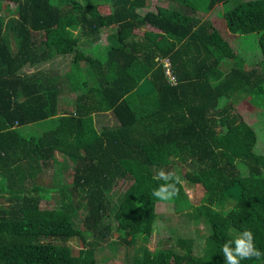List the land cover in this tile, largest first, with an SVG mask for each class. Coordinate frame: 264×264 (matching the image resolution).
<instances>
[{"label": "trees", "instance_id": "obj_1", "mask_svg": "<svg viewBox=\"0 0 264 264\" xmlns=\"http://www.w3.org/2000/svg\"><path fill=\"white\" fill-rule=\"evenodd\" d=\"M186 2L0 0V264H96L101 239L110 264H225L223 245L245 230L264 252L263 140L229 98L246 85L263 103L264 0L206 2L221 4L229 32H256L257 52L244 56ZM141 26L158 30L144 37L135 32ZM102 31L104 48L96 49ZM248 59L253 65L243 67ZM146 75L156 100L140 101L133 91ZM96 111H111L115 122L96 127ZM31 124L34 133L21 129ZM181 157L197 169L203 192L189 201L180 180L169 202L207 223L198 251L159 218L162 201L152 195L164 183L153 176ZM51 191L57 204L41 206ZM154 229L159 243L160 233L169 239L149 248ZM240 264H264V257Z\"/></svg>", "mask_w": 264, "mask_h": 264}, {"label": "rangeland", "instance_id": "obj_2", "mask_svg": "<svg viewBox=\"0 0 264 264\" xmlns=\"http://www.w3.org/2000/svg\"><path fill=\"white\" fill-rule=\"evenodd\" d=\"M183 1L186 0H146V4L148 7L153 8L155 5H167V6H174V5H180ZM207 0H187L188 6L196 7L197 13H199L200 17L203 19H207L210 22V25L212 27H215L217 31L226 38L227 42L232 46V48L239 52L242 56L245 55L246 49L250 51V53L257 52V45L253 44V41H251V38L253 39L254 34L253 32L248 33H232L229 32L225 25L223 24V19L221 17V10L222 6L219 2L215 3L211 8L206 7ZM194 5V6H193ZM98 10L102 13H105L107 11V1H102L98 4ZM12 11V10H10ZM151 27L148 26H141L137 29H135L136 34H139L141 36L147 35V30ZM153 32H155L157 29L152 27L151 29ZM147 31V32H146ZM154 34V33H153ZM100 39L98 40V48L96 49H102L104 46H101L104 44V35L105 31H102L100 34ZM152 38H157L155 35ZM255 39V38H254ZM250 55V54H249ZM165 58H161L159 61H165ZM64 64H66V61H63ZM83 64V63H81ZM243 67H249L250 65H253V62L251 59H248L247 61H242L240 63ZM162 66L163 63H162ZM165 71L168 72L167 75L170 74V70L168 65L164 66ZM258 71H263V66H257ZM152 83L150 81V78L148 75L143 77L137 86L133 89L135 92L136 98L140 101L145 100H156L155 98V91L153 89V86H151ZM68 93L65 94V96H71L70 94L73 93L72 91L67 90ZM262 96L254 95L250 92L249 88L244 85L239 90L235 92V94H231L229 96L230 100L232 101L233 108L235 111L238 112V114L241 115V117L247 122L251 123L253 127L255 128V131L257 132V136L262 138V142L259 143V146L261 149H264V100L263 103L260 100ZM66 100H68V97H65ZM65 103V102H64ZM67 107H70L68 103L66 104ZM94 116V123L96 127H99L102 123H108L112 124L115 122L114 116L111 111H96L93 113ZM32 128L33 132L37 130L36 124L26 125L21 127L22 130L26 131L28 129ZM222 128V127H218ZM31 133V134H32ZM55 155L58 158H61L60 154L58 152L55 153ZM238 162V161H237ZM67 164L63 165V172L62 175L64 179L70 180L72 168L69 164V161H66ZM170 169L175 172L177 176H179V173L181 174L180 180L185 182L184 183V192L186 194V197L191 202H197L199 196L203 192L202 185L199 182H195L197 169L191 164L188 163V160L186 158L183 159V157L175 159L174 161H171ZM183 172V173H182ZM242 173L245 171L241 170ZM42 175V176H41ZM191 176V183L188 182L187 176ZM38 182L42 183L43 181V174H40L38 179ZM119 182V181H118ZM51 183H53L51 181ZM121 183V182H120ZM118 184V183H117ZM115 184L114 188H119V185ZM51 186L52 184H48ZM123 186V187H122ZM119 189L121 191L124 188V185H122ZM56 191H51L52 198L45 202L44 200H40V205L46 204L48 206H55L57 204V194ZM230 205V202L228 201L226 206ZM155 211L159 213L160 219H162L164 222H171L174 227H176L175 231L179 232L180 237L184 238L188 237L192 238V249L190 246V250L198 251L200 250V246L203 242V237L208 231L207 223L203 221L201 217H197V219H189L183 212L176 211L172 203L170 202H156L155 204ZM107 219V218H106ZM112 220V218H111ZM159 220V219H158ZM113 221V220H112ZM111 225H113V222H111ZM154 231V232H152ZM151 231L149 241L147 242V246L149 248H152L156 244H158V239H156V234L159 232L157 229H154ZM86 235V234H85ZM110 235L114 236V233L110 231ZM87 238H90V235H86ZM161 239V243L159 244H165L168 242L169 237H166L162 233L157 235V238ZM176 237H172V244L176 241ZM71 246L74 248H77L80 245V240L78 237H72L67 240ZM185 242L182 241V243ZM96 250H95V256H96V264H110V259L103 258V254L101 252H105L107 250L108 243L107 239H101L96 241ZM137 243V242H136ZM181 243V244H182ZM254 244L257 249L260 248V241L257 239H254ZM174 245V244H173ZM177 245V242H176ZM140 246V244H139ZM178 246V245H177ZM129 252H136L137 248L136 244H130L128 246ZM131 249V250H130ZM115 264V263H111ZM116 264H131L129 260H125V262H116Z\"/></svg>", "mask_w": 264, "mask_h": 264}, {"label": "clouds", "instance_id": "obj_3", "mask_svg": "<svg viewBox=\"0 0 264 264\" xmlns=\"http://www.w3.org/2000/svg\"><path fill=\"white\" fill-rule=\"evenodd\" d=\"M161 58L167 59L166 57ZM153 180L164 181V183L159 184L156 188H154L152 192V195L158 200L162 202H169L179 194V188L177 185L180 183V178L175 174L174 171H166L165 169L161 168L153 176ZM233 243L235 244V247L230 248L229 245ZM223 256L225 259V264H240V260L242 259L255 258L260 260L262 257H264V252H261L256 248L254 244L253 233L250 230H245L236 235L234 241L229 240L225 242L223 245Z\"/></svg>", "mask_w": 264, "mask_h": 264}, {"label": "built area", "instance_id": "obj_4", "mask_svg": "<svg viewBox=\"0 0 264 264\" xmlns=\"http://www.w3.org/2000/svg\"><path fill=\"white\" fill-rule=\"evenodd\" d=\"M162 63H163L164 66L168 65V67H169V62H168L167 59H166L165 61H162ZM164 66H163V70H164V73L167 75L168 72L165 71V67H164ZM169 70H170V68H169ZM167 76H168V78H169L170 80H173V78H172V74H171V71H170V74L167 75Z\"/></svg>", "mask_w": 264, "mask_h": 264}, {"label": "crops", "instance_id": "obj_5", "mask_svg": "<svg viewBox=\"0 0 264 264\" xmlns=\"http://www.w3.org/2000/svg\"><path fill=\"white\" fill-rule=\"evenodd\" d=\"M108 7H109V6H108V3H107V11H108ZM148 27H150V26H148ZM150 29H152V27H151ZM155 29H156V28H155ZM157 30H158V29H157ZM101 46H102V45H101ZM181 182L183 183V186H184V183H185V182H183V181H181ZM195 182H199V183L201 184L200 181H196V180H195ZM190 183H191V181H190ZM201 185H202V184H201ZM202 188H203V185H202Z\"/></svg>", "mask_w": 264, "mask_h": 264}]
</instances>
